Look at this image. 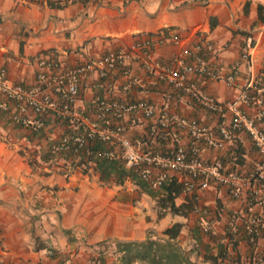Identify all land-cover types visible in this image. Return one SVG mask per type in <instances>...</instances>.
Returning <instances> with one entry per match:
<instances>
[{"label": "crops", "instance_id": "0c3cea01", "mask_svg": "<svg viewBox=\"0 0 264 264\" xmlns=\"http://www.w3.org/2000/svg\"><path fill=\"white\" fill-rule=\"evenodd\" d=\"M145 40L148 47L141 45ZM111 50H124L123 65L135 81L124 88L127 80L119 67L104 77L96 70L80 77L72 108L82 124L111 125L97 112V96L143 99L168 113L195 118L216 137L217 126L226 124L232 112L201 107L148 68L174 65L177 56L190 62L201 55L219 76H188L216 100L234 99L251 80L264 87V0H0V67L8 83L33 85L43 69L40 59L71 67ZM231 65L234 81L226 83ZM235 106L248 114L264 110V91L259 106L241 98ZM13 109L12 102L9 110L0 109V264H108L118 257L112 241L161 236L173 222L181 223L176 241L191 264H250L253 248L264 251V238L254 246L241 233L227 239L229 215L246 212L244 201L223 185L177 189L173 201L183 212L170 211L158 205L162 186H144L121 160L96 153L117 151L116 141H95L77 158L68 151L51 153L49 145L66 130L65 123L48 111L43 126L30 131L10 118ZM24 116L31 119L33 113L27 110ZM152 119L138 111L127 113L126 135L164 153L177 143L188 145L189 135L179 127L170 128L165 139H149ZM200 156L220 159L237 171H246L259 158L243 131L217 146L201 141ZM182 175L171 171L168 180L179 182Z\"/></svg>", "mask_w": 264, "mask_h": 264}, {"label": "built area", "instance_id": "2783aa9c", "mask_svg": "<svg viewBox=\"0 0 264 264\" xmlns=\"http://www.w3.org/2000/svg\"><path fill=\"white\" fill-rule=\"evenodd\" d=\"M150 45L149 40L141 44ZM209 47V43H206ZM242 52L241 56L246 57ZM124 50H111L97 58L64 67L58 59H40L38 64L43 69L35 74V83L24 87L19 83H8L5 77L6 70L0 67V109L7 111L10 103H14L10 118L30 131L39 130L44 124L46 112L65 123L66 130L49 145L51 153L68 151L77 158L81 153L89 152L95 141H116L117 151L110 149L97 150L99 156L110 161L121 160L123 164L135 174L142 183L149 188H158L165 184L171 171H181L182 192H191L196 189H205L211 184L223 185L230 196L244 201L245 213H231L228 218V231L240 232L246 236L247 243L254 246L258 238H264V128L261 121L264 110H257L255 114L241 112L235 106L237 99L246 103L261 104V95L264 87L258 81L245 84L240 94L232 100L218 101L213 95L203 91L188 75L199 73L208 78H217L219 74L209 69L202 56L196 55L193 61H185L183 56H177L175 64L152 67L159 76L165 77L174 89L182 91L201 107L221 113L225 109L232 112L226 124L217 126V136L213 137L207 126L195 118L178 116L158 108L147 100L122 102L110 97L97 96L95 104L97 112L109 119L111 125L96 128L82 124L79 116L73 110V104L80 92V77L91 70H96L99 77L106 76L119 67L126 76V88L135 81L128 68L123 65ZM234 65L224 77L226 83L234 81ZM30 110L33 117L29 119L24 113ZM138 111L145 117L153 119L147 125L149 139L160 137L165 139L172 127L185 129L189 135L188 148L181 143L175 144L170 152L164 153L154 150L151 146H141L137 141L126 135V124L123 116L129 112ZM157 113V114H156ZM156 114V116H154ZM243 131L248 136L252 146L259 155L258 160L246 171H237L224 167L220 159L214 158L205 161L200 156V142L205 140L210 146H217L222 141L229 140L235 132ZM240 223L237 217L241 216ZM202 230L210 231L208 226ZM226 237V236H223ZM222 237V238H223ZM250 264H264V251L252 250Z\"/></svg>", "mask_w": 264, "mask_h": 264}, {"label": "trees", "instance_id": "16d2710c", "mask_svg": "<svg viewBox=\"0 0 264 264\" xmlns=\"http://www.w3.org/2000/svg\"><path fill=\"white\" fill-rule=\"evenodd\" d=\"M185 147L186 149L188 148L187 145ZM140 182L142 183L141 180ZM162 188V195L158 199L159 207L166 208L173 212H183L180 209L181 204H175L173 201L177 189L181 188V182H175L169 179L162 185ZM180 225V222H173L170 226L162 230L161 236H147L140 242L112 241L115 250L118 252V257L116 261L108 264H131L135 260L143 261L145 264H191L187 258L184 257L176 241V235L179 231ZM227 232V239L230 241H232L231 238H233V236L241 233L240 229L237 233ZM243 236L246 239V236ZM104 242H106V240L99 241L98 244ZM96 260L97 262H102V256L100 257L98 255Z\"/></svg>", "mask_w": 264, "mask_h": 264}]
</instances>
